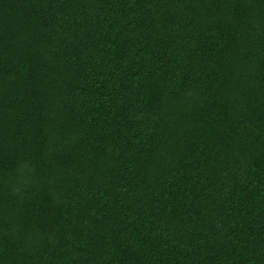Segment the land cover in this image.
Listing matches in <instances>:
<instances>
[{
	"label": "trees",
	"instance_id": "1",
	"mask_svg": "<svg viewBox=\"0 0 264 264\" xmlns=\"http://www.w3.org/2000/svg\"><path fill=\"white\" fill-rule=\"evenodd\" d=\"M0 264H264V0H0Z\"/></svg>",
	"mask_w": 264,
	"mask_h": 264
}]
</instances>
